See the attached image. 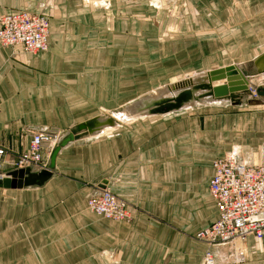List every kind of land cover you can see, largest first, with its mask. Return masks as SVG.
I'll use <instances>...</instances> for the list:
<instances>
[{"label": "crops", "instance_id": "crops-1", "mask_svg": "<svg viewBox=\"0 0 264 264\" xmlns=\"http://www.w3.org/2000/svg\"><path fill=\"white\" fill-rule=\"evenodd\" d=\"M173 8L178 16L165 14ZM17 10L47 16L49 33L45 52L0 47V177L18 169L33 133L115 125L75 134L42 184L0 188V264H204L207 249L213 264H264V237L196 238L216 219L211 162L264 163V103L246 94L127 116L163 87L230 65L250 73L264 53V0H0V16ZM209 47L231 61L207 67ZM262 84L264 72L248 79ZM104 188L127 202L130 221L86 209Z\"/></svg>", "mask_w": 264, "mask_h": 264}, {"label": "built area", "instance_id": "built-area-1", "mask_svg": "<svg viewBox=\"0 0 264 264\" xmlns=\"http://www.w3.org/2000/svg\"><path fill=\"white\" fill-rule=\"evenodd\" d=\"M48 33L49 19L41 13L17 10L0 16V47L19 46L31 55L45 52ZM248 92L249 97H256L253 88L249 87ZM58 137L51 133H33L27 149L17 156L15 168L45 169L42 152L52 148ZM207 190L216 219L197 234V240L210 247L264 237V163L246 165L229 156L214 159ZM85 205L90 213L106 220H131L127 202L105 188L89 196ZM242 257L241 251L236 252L237 261ZM203 263L213 264L209 249L203 254Z\"/></svg>", "mask_w": 264, "mask_h": 264}, {"label": "water", "instance_id": "water-1", "mask_svg": "<svg viewBox=\"0 0 264 264\" xmlns=\"http://www.w3.org/2000/svg\"><path fill=\"white\" fill-rule=\"evenodd\" d=\"M264 72V53H262L253 62V70L250 73H243L237 69V67L230 65L217 70L210 71L204 76L192 77L189 80L178 84L163 87L157 91L158 95L151 97L147 95L131 103L127 107V116L132 117L136 115H156L168 112H173L180 110L184 107H189L193 104L200 103L203 100V95H194L195 93L201 91V89L207 90V99L210 100H220L226 99L229 102H238L240 96L248 95V79L255 77ZM174 97H166L170 93H175ZM190 92L191 96L194 95L196 100L188 101L185 106L172 107L170 104L177 97L182 98L184 93ZM156 93V92H155ZM255 96L257 100L253 99L252 104L264 103V84L258 85L254 89ZM194 98V97H193ZM169 104V105H168ZM97 120H92L87 123L78 125L72 130L68 131L64 135L58 137L55 144L52 146L48 157V163L45 169L39 171H31V168H18L13 171L6 173L3 177H0V188L1 189H19L22 187H27L31 185H40L48 177H50V169L53 167L54 157L60 148L64 147L67 143L78 140L81 137H87L101 130L104 126H114V122L111 120L109 124L107 121L101 120L97 127L91 128V124ZM99 121V120H98ZM81 133V137L75 136V134Z\"/></svg>", "mask_w": 264, "mask_h": 264}, {"label": "bare ground", "instance_id": "bare-ground-1", "mask_svg": "<svg viewBox=\"0 0 264 264\" xmlns=\"http://www.w3.org/2000/svg\"><path fill=\"white\" fill-rule=\"evenodd\" d=\"M178 92L176 91L175 93H170L171 94V96H166V97H174V96H176V94H177ZM208 92H207V90L206 89H201V91H199V92H197V93H195L194 95H199V94H201V95H203L202 96V98H200L201 100H206L207 99V94ZM194 95H192L191 96V94H190V92L189 91H187V93H184L183 95H182V98H176L175 100H173L172 102H171V106L172 107H179V106H185L187 103H188V101L190 102V101H192V100H196L195 98H197L196 96H194ZM194 97V98H193ZM169 105V104H168ZM121 119V118H120ZM123 119V118H122ZM107 123L109 124V121H107ZM98 124H100V123H98V121H94L92 124H91V128L90 129H93L94 127H97L98 126ZM108 127V126H107ZM110 127V126H109ZM95 129V128H94Z\"/></svg>", "mask_w": 264, "mask_h": 264}, {"label": "rangeland", "instance_id": "rangeland-1", "mask_svg": "<svg viewBox=\"0 0 264 264\" xmlns=\"http://www.w3.org/2000/svg\"><path fill=\"white\" fill-rule=\"evenodd\" d=\"M176 10H177L176 8L168 9V11H165V14L166 15H169V16H175V15L178 16V13H175L174 14V12H176ZM168 12H169V14H168ZM229 61H231V60H228L227 62H229ZM224 62H226V61H224V56H221L220 58H218L217 53H215L214 51H212L211 47H209V57H208L207 67H209V68H211L213 66L215 67V66H218L220 64H224ZM198 64H200V62H198ZM150 95H151V97H155V96L158 95V93L156 92V93H152ZM252 99H256L257 100L256 97L255 98H252Z\"/></svg>", "mask_w": 264, "mask_h": 264}]
</instances>
